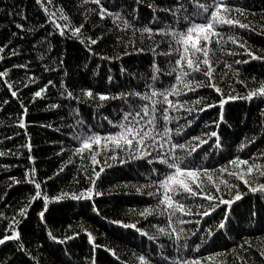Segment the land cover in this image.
<instances>
[{
  "label": "snow or ice",
  "instance_id": "obj_1",
  "mask_svg": "<svg viewBox=\"0 0 264 264\" xmlns=\"http://www.w3.org/2000/svg\"><path fill=\"white\" fill-rule=\"evenodd\" d=\"M35 2L46 14L45 24L52 23L54 31H58L60 36H69L78 40L84 45L87 53L98 57L101 61H108L109 65L120 60L121 56L129 55V45L136 53L150 51L153 56L150 62V72L145 73L144 78L137 80L135 84L132 83L136 80L134 74L127 81L115 83H113L114 77L109 74L107 89L81 87L77 94L73 86H69L63 79L60 80V97L69 103L60 105L52 102L47 107L71 109L72 101L78 104L92 102L97 109L93 117L94 119L99 118V124L86 127L83 118L76 119L71 125V134L68 139L67 151L70 152V156L67 163H74L73 157L80 161L87 158L93 166L89 172L86 165H80L84 178L88 181L87 187L74 192L61 191L59 195L50 196L44 190L43 182L36 179V170L32 169L31 173L26 170L25 181L33 184L35 189L34 194L29 198V205L43 199L44 207L37 213L41 221L46 222L45 213L49 210L50 200L57 202L66 198L74 201L94 200L95 197L101 196L102 193L96 190L97 181L106 168L113 166L109 161H115L121 165L129 160L141 161L143 163L138 167H144L145 164L149 167L145 175L146 183L139 184L136 191L141 195L146 194L151 197L154 203L144 206L137 215L145 220L149 216L161 217L166 222L149 221L150 228L155 229V233L150 234L149 230L138 226L137 222L129 223L119 219L110 221L125 229H134L150 242L147 250L141 246L137 252L133 253V264H227L226 257L229 253L233 255V264H249L251 257L247 253L252 250L253 243L247 239L241 244L234 243L231 249L211 251L210 246L215 243L221 230L225 234L231 230L232 206L237 201H241L244 196L239 186L226 177H234L236 181L244 185L249 193L259 194L264 199V181L261 179L264 178V152L259 154L253 152L247 157L233 155L226 160V163H217L215 166L204 163L211 159V155L204 148L205 145L210 146L213 151L220 150L221 153L225 148L231 149L232 147L224 144L219 132L221 124L226 122L224 115L226 104L236 100L252 101L254 98L264 102V80L257 84L253 77L254 84L249 87L245 80L235 79L233 82L230 78L228 81L230 90L226 93L217 82L214 73V67L220 64V58L216 56L217 48L220 49L221 54L224 51H228V54L233 56L237 54L221 47L224 26H238L240 29L254 30L249 23L241 19V17L247 19L246 8L233 3L232 0H112L110 6L106 0H90L95 7L83 10L81 14L85 20L89 15L99 17L101 21L109 18L113 25L109 28V32L115 30L124 32L125 35L131 32L132 37H135L137 33L141 35L139 46L133 39L125 40L124 36L117 35L116 42L117 44L123 43L124 50L119 55H100L92 46L101 41V36H85L83 32L85 24L68 23L69 17L63 15V9L61 13L65 22L60 23L55 18V13L48 14L47 4H50L51 0H47V3L45 0H35ZM141 5L151 10L150 19L140 18ZM44 26L41 25V27ZM15 27L24 30V25L21 23H16ZM16 35L15 32L12 33V36ZM48 35L51 36L53 33L50 32ZM156 36L164 39L157 40ZM229 39L233 44H238V47L242 48L251 60L264 61V55L257 54L244 43H239L235 37L230 36ZM213 41H215V46H213ZM163 43L167 44L166 51L160 50ZM6 47H0V54L6 51ZM35 47L34 44L33 48ZM16 55L13 48L9 59ZM158 55L168 58L167 69L160 66L156 59ZM0 59H3L2 55ZM233 63L246 64L248 61L235 60ZM63 64L64 61L61 60L55 67H42L44 72L59 74L58 70ZM87 67L86 64L85 68ZM100 67L101 65H97V68ZM223 68L229 69L231 65L225 61ZM13 69L25 70L27 83L24 81L13 83L10 79ZM111 71L110 67L109 72ZM120 73L122 76L128 75V70L122 65ZM195 73H200L206 79H197ZM64 75L67 76L68 73L65 72ZM165 75L172 78L167 83H164L162 79ZM233 75L238 77L239 70L233 69ZM226 76H228L227 72L220 75L219 79L223 81ZM0 81L8 88L11 96L17 99H19L18 92L21 87L28 88L29 85H35L36 89L31 93L33 98H44L49 86H56L52 79H47L42 85L38 83V77L30 71L27 62L0 68ZM233 83L240 84L245 91L237 92ZM201 88L211 89L216 96L197 94L189 97V93H197V90ZM110 101L119 102L111 114L103 111ZM4 102L7 103L6 100ZM217 107L220 110L218 118L213 119L210 124L205 123L204 127L207 130H202L199 134H190L194 120L198 119L199 114ZM21 108H24L22 101ZM260 111L264 112V109ZM76 112L79 115V109ZM104 121H107V125ZM18 123L21 128L25 127L23 113ZM253 143V139L248 140V144ZM26 147L30 148V145ZM239 147L243 149L245 144L241 142ZM65 151L66 148L62 146L57 155ZM0 155L4 153L0 152ZM101 155L104 156L103 161L98 159ZM28 159L31 162L34 158L29 155ZM63 170V168L60 169V171ZM9 179L12 184L19 183L15 177H9ZM234 188L236 190L233 192ZM4 199L5 197H0V200ZM201 200L206 203H201ZM221 206L225 207L221 208ZM217 209L221 211V217L218 220L215 219ZM92 211L97 215L100 214L95 204L92 206ZM27 214L28 205L20 206L14 212L4 229L6 234L0 236V245H4L6 241H19L20 220L17 217H27ZM4 215L0 213V216ZM206 217L214 220V223L207 227L204 226L207 224L204 219ZM249 219L260 223L262 218L259 212L252 210ZM191 224L196 227H184V225ZM79 234V232H73L71 236L60 239L52 232H48L49 238L57 243H65ZM85 234L89 245H92V264H98L95 252L100 245L95 243L91 233L86 232ZM192 236L198 237L199 243L191 239ZM161 237H166V242L160 239ZM152 243L157 244L158 248H152ZM105 250L109 252L114 261H120L121 258L110 247ZM202 250L206 254L201 255ZM257 251L260 257L264 258V248H258ZM17 252L21 258L17 261V253H14L8 260V264H14V262L15 264H29V261L39 264L37 258L24 243H19ZM109 264H113V261H109Z\"/></svg>",
  "mask_w": 264,
  "mask_h": 264
},
{
  "label": "trees",
  "instance_id": "obj_2",
  "mask_svg": "<svg viewBox=\"0 0 264 264\" xmlns=\"http://www.w3.org/2000/svg\"><path fill=\"white\" fill-rule=\"evenodd\" d=\"M232 2L246 8L247 19L245 17L241 19L249 23L254 30L240 29L238 26H224L222 29L221 47L237 53L233 56L229 55L228 51L221 54L219 48L216 51L220 64L214 67V73L217 82L226 93L230 90L228 86L230 78L233 82L235 79L245 80L249 87L254 84L253 77L257 84L264 80V61L251 60L244 50L238 47V44H233L229 39L230 36L235 37L239 43H244L257 54L264 55V34H261L264 33V0H232ZM106 3L110 6L112 0H106ZM47 7L48 14L55 13V18L60 23L65 22L61 13L63 9V15L69 17L68 23L85 24V29H83L85 36H101V41L92 46L100 55H119L124 50L123 43L117 44L116 42L117 35L124 36L125 40L133 39L138 46L141 44L140 33L132 37L131 32L127 35L115 30L109 32V28L113 26L109 18L101 21L99 17L89 15L85 20L81 14L83 10L95 7L90 0H51ZM151 14L147 6L141 5L139 16L142 20L150 19ZM45 20L46 14L35 0H0V47L7 46L6 51L0 54L3 56V59H0V68L27 62L30 71L38 77V83L42 85L47 79H52L56 85L55 87L49 86L44 98H33L31 93L36 89L35 85H29L28 88L21 87L18 92L19 99H17L11 96L8 88L0 81V152L4 153L0 155V197H5L4 200H0V213L5 214L0 216V236L6 234L4 229L14 212L20 206L28 205L27 217H17L20 220L19 241H6L4 245H0V264H8V260L14 253H17V261L21 258L17 252L21 242L29 248L39 264H64V262L92 264V245L88 243L86 232L91 233L95 243L100 245L95 252L98 264H109V261H113V264H133V253L137 252L141 246L147 250L150 242L134 229H125L110 221L119 219L129 223L137 222L138 226H143L150 231V234L155 233V229L150 228L149 221L166 222L161 217L149 216L145 220L137 215L144 206L154 203L151 197L146 194L141 195L136 191L139 184L146 183L145 175L149 166L145 164L144 167H138L143 163L141 161L129 160L123 165L109 161L113 166L106 168L97 181L96 190L102 193L101 196L95 197L94 200L74 201L70 198L59 202L50 200L49 210L45 213L46 222H42L37 215L44 207L43 199L29 205V198L34 194L35 189L33 184L25 181V172L28 170L31 173V170L35 169L36 179L43 182V188L50 196L59 195L61 191L74 192L87 187L88 181L85 180L80 165H86L89 172L93 166L87 158L80 161L73 157L74 163H67L70 156V152L67 151L68 139L71 134V125L76 119L83 118L86 127L99 124V118L94 119L93 117L97 109L92 102L78 104L72 101L71 109L68 107L51 109L47 105L52 102L60 105L69 103L60 97L59 82L62 79L69 86H73L77 94L81 87L107 89L109 74L114 77L113 83L127 81L134 74L136 80L132 83L135 84L137 80L144 78L145 73L150 72L152 53L150 51L136 53L129 45V55L121 56L120 60L109 65L108 61H101L98 57L87 53L84 45L78 40L69 36H60L58 31H54V25L50 22L45 24ZM16 23L23 24L24 30L17 29ZM41 25L45 26L41 27ZM13 32L17 35L12 36ZM50 32L53 35L49 36ZM155 39L164 38L156 36ZM145 43L149 42L145 41ZM34 44L35 48H33ZM213 46H215V41H213ZM13 48L17 55L9 59ZM160 50L166 51L167 44H161ZM156 59L162 68H168L167 57L158 55ZM61 60L64 64L58 70L59 74L44 72L42 66L55 67ZM235 60H247L248 63L234 64ZM225 61L231 65V68H223ZM86 64L87 68H85ZM97 65L101 67L97 68ZM122 65L128 70V75H121ZM110 67L111 72H109ZM233 69L239 70L238 77L233 75ZM65 72L68 73L67 76L64 75ZM225 72L228 76L221 81L219 77ZM195 76L197 79H206L200 73H195ZM10 79L13 83L17 81L27 83L25 70L13 69ZM162 79L164 83H167L172 78L165 75ZM233 87L237 92L245 91L240 84L233 83ZM197 94L216 96L211 89L201 88L197 90V93H189V97ZM5 100L7 103L4 102ZM21 101L24 108H21ZM118 104V101H110L103 111L111 114ZM225 108L226 122L221 124L219 132L224 144L232 147L231 149L225 148L221 153L220 150L213 151L210 146L205 145L204 148L211 155V159L204 163L209 166H215L217 163L224 164L233 155L247 157L253 152L257 154L264 152V112L260 111L264 109V102L258 98L252 101H229ZM77 109H79V115H77ZM219 112L217 107L200 113L198 119L194 120L190 134H199L202 130H207L204 127L205 123L210 124L213 119H217ZM21 113L25 121L23 128L18 123ZM104 123L107 125V121ZM249 139H253L254 143L248 144ZM241 142L245 144L243 149L239 147ZM26 145H30V148ZM62 146L66 148L65 153L57 155ZM29 155L34 158L31 162L28 159ZM98 159L103 161L104 156L101 155ZM156 167L160 166L156 165ZM61 168L64 170L60 171ZM9 177H15L19 183L12 184ZM48 177L51 179H45ZM226 178L237 184L244 196L241 201H237L232 206L231 230L227 234L221 230L215 243L210 246V250L231 249L234 243L241 244L247 239L253 243L252 250L247 253L251 257L249 264H264V258L260 257L257 251L258 248H264V199L259 194L249 193L244 185L236 181L234 177ZM261 179L264 181V178ZM235 190V188L232 189L233 192ZM200 202L206 203L202 200ZM93 204L99 210V215L92 211ZM224 207L221 206V208ZM252 210L260 213L262 218L260 223L249 219ZM220 217L221 211L217 209L215 219L218 220ZM204 219L207 221L205 227L214 223L211 217ZM184 227L195 228L196 226L191 224L184 225ZM48 232H52L60 239L71 236L73 232L80 234L65 243H57L49 238ZM7 234L10 235V233ZM160 239L166 242V237ZM191 239L199 243L198 237L192 236ZM109 247L121 258L120 261H114L109 252L105 250ZM151 247L158 248V245L152 243ZM204 254L206 252L202 250L201 255ZM226 260L227 264H233L232 253L227 255ZM29 264H35V261H29Z\"/></svg>",
  "mask_w": 264,
  "mask_h": 264
}]
</instances>
